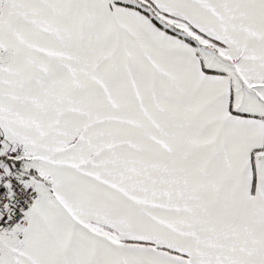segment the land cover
<instances>
[{"label": "snow or ice", "instance_id": "1", "mask_svg": "<svg viewBox=\"0 0 264 264\" xmlns=\"http://www.w3.org/2000/svg\"><path fill=\"white\" fill-rule=\"evenodd\" d=\"M0 264H264V0H0Z\"/></svg>", "mask_w": 264, "mask_h": 264}]
</instances>
